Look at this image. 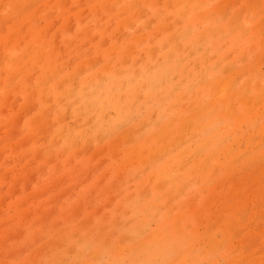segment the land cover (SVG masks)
I'll list each match as a JSON object with an SVG mask.
<instances>
[{
    "label": "rangeland",
    "instance_id": "1",
    "mask_svg": "<svg viewBox=\"0 0 264 264\" xmlns=\"http://www.w3.org/2000/svg\"><path fill=\"white\" fill-rule=\"evenodd\" d=\"M132 1L139 2L136 4L139 15L117 29L115 14L119 12L122 18H127L126 7ZM161 1L166 3L160 4ZM168 1L158 0L155 4L151 0H118L112 6L114 11L108 12L99 7L91 11L93 0H64L62 4H52V0H0V33L7 36L6 45H0V56L14 42L15 48L7 54L10 59L21 55L25 62L33 52L51 54L54 47L58 49L57 53L52 52L58 71L46 76L40 100H34L32 87L26 83L29 80L31 86L39 84L46 70L45 61L26 63L16 76L12 64L0 60V264H72L80 253L78 261H74L76 264H169L170 257V264L178 261V264H250L251 260V264H264V187L260 189L264 186V114L262 117L252 114L244 123L230 117L214 123V116L209 118V126L195 143L207 147L199 156L194 153L192 143H179L144 165L128 162L129 155L124 150V141L121 142L126 141L123 132L144 123L133 137L141 147L151 151L159 146L160 131L167 123L178 117L175 124L179 127V118L190 113L192 96L203 106L213 100L216 88L206 81L224 80L243 67L245 75L235 82L238 92L248 83L251 93H256L258 85L264 95V65H259L260 73L252 69L258 55L263 54L264 42L256 40L264 38V0H235L234 4L228 0H189L175 7ZM16 3L29 14L40 9L37 19L31 22L43 31L44 40L25 53L23 41L27 40L29 25L23 21V26L18 28L24 15L15 9ZM68 5L81 13L66 15L64 9ZM45 7L48 9L44 10ZM219 7L220 13H215ZM260 7L263 9L258 17L261 19L258 34L254 28L258 18L252 12ZM134 37L138 38L132 42L137 55L123 57L131 45L129 40ZM114 44L117 46L114 53L105 52ZM84 59L91 62L80 68ZM158 75H161L159 81ZM72 76L84 91L79 90L77 103L63 109L61 89ZM90 77L93 81L89 86L86 82ZM19 86L26 88L23 95L18 91ZM49 91L55 100L48 116L50 125L46 129L39 126L30 136L28 124L35 117L43 119ZM237 99L233 108L246 112ZM260 106L258 113L264 111ZM248 124L252 127L247 128ZM119 136L123 138L120 140ZM241 148L245 151L241 152ZM214 165L217 166L212 169ZM119 166L125 171L121 172ZM233 170L235 175L231 176ZM232 178L236 180L234 183ZM237 185L238 189L234 187ZM142 186L147 189L144 191ZM212 193L220 194L221 198ZM210 201L211 211L206 208ZM234 207L245 221L234 215ZM217 213L221 215L218 217ZM197 217L203 222L199 223ZM236 218L240 219L238 226ZM228 222L233 227L231 230ZM123 234L128 238H121ZM158 239H161L159 243ZM246 239H250V244ZM117 244L128 252H122ZM70 245L73 253L68 250H72ZM256 248L262 252H256ZM180 256L181 259L186 256L184 263L178 259Z\"/></svg>",
    "mask_w": 264,
    "mask_h": 264
},
{
    "label": "bare ground",
    "instance_id": "2",
    "mask_svg": "<svg viewBox=\"0 0 264 264\" xmlns=\"http://www.w3.org/2000/svg\"><path fill=\"white\" fill-rule=\"evenodd\" d=\"M64 0H52V4H62V2H63ZM118 0H93V2H92V8H91V11H94L95 9H96V7H99L102 11H108V12H113L114 10L112 9V6L117 2ZM152 2H154L155 4H157V2H158V0H151ZM187 1H189V0H170V1H168V3L170 2V4L173 6V7H175V6H181V5H184V3H186ZM222 1V0H221ZM229 2H231V4H234V2H235V0H228ZM226 2V1H225ZM250 2V1H249ZM166 3V1H161L160 2V4H165ZM228 3V2H227ZM29 4V3H28ZM44 4H46V2L45 3H43V5ZM67 4V3H66ZM65 4V5H66ZM136 4H139V2L138 1H136V2H134V1H132L131 2V4L129 5V6H127L126 7V12H127V18H122V14L121 13H116L115 14V16H116V18L118 19V21H117V25H118V28L117 29H119V27H123V25H125L127 22H129V20H133V19H135L138 15H139V11H138V9L136 8ZM31 5V4H30ZM64 5V6H65ZM223 5H225V3L223 4ZM186 6V5H185ZM184 6V7H185ZM226 6H228V5H226ZM187 8V7H186ZM227 8V7H226ZM263 9V7H260V10L259 9H256L254 12H252L253 13V16H254V18L255 19H257L260 15H261V13L260 12H262V9ZM15 9L18 11V12H20V13H23V17L19 20V26H18V28L19 27H22L23 26V24H22V26H21V23L23 22V21H27V24L29 25V33H28V37H27V40L26 41H23L24 43V49H22L23 50V52L25 53V52H27V51H29V50H31L32 49V47H33V45L34 44H37V45H39V43H41L43 40H44V35L42 34L43 33V31L42 30H40V28H38L37 26H34V24L31 22V21H35L36 19H37V17L39 16L38 14L39 13H31V14H29V13H26L25 11H24V9H23V7L20 5V3H16V5H15ZM48 8L47 7H45L44 8V10H47ZM75 8L74 7H72V6H66V8L64 9V13H66V15H70V16H78L80 13H81V10L80 9H78V10H74ZM186 10V9H185ZM225 10V9H224ZM258 10V11H257ZM226 11V10H225ZM242 11V10H241ZM220 13V7L219 8H217L216 10H215V13ZM235 12H237V11H235ZM140 13H142V12H140ZM183 13V12H182ZM240 13V12H239ZM238 13V14H239ZM94 14V13H93ZM181 14V13H180ZM213 14V13H212ZM222 15H223V13H221ZM38 15V16H37ZM225 15H226V13H225ZM224 15V16H225ZM231 17H233V16H231ZM239 18V17H238ZM71 19V18H70ZM69 19V20H70ZM232 19V18H231ZM230 19V20H231ZM177 20V19H176ZM175 20V21H176ZM70 23V22H69ZM260 23H261V19H257L256 20V23H255V25H254V28H255V31L258 33V34H260L261 33V31H260ZM240 25V24H239ZM2 27V26H1ZM252 27V26H251ZM263 27V26H262ZM109 28V27H108ZM229 28V27H228ZM230 28H231V26H230ZM240 28H241V26H240ZM51 29V28H50ZM235 29H236V27H235ZM250 29H253V27L252 28H250ZM107 30V29H106ZM171 30V29H170ZM219 30V29H218ZM2 31V30H1ZM168 31V30H167ZM158 33V32H157ZM115 34V33H114ZM173 34V33H172ZM158 35V34H157ZM176 35V34H175ZM214 35V34H213ZM55 36V35H54ZM58 36V35H57ZM120 36V35H119ZM95 37V36H94ZM113 37V36H112ZM115 37H116V35H115ZM172 37H174V35H172ZM256 37H257V35H256ZM264 37V36H263ZM148 38V36H146L145 37V39H147ZM6 39H7V36L6 35H3V34H1L0 33V45L1 46H3V44L4 45H6L5 44V42H6ZM118 39V38H117ZM170 39V38H169ZM201 39V37L199 38V40ZM205 39V38H204ZM256 39V38H255ZM258 39V38H257ZM138 40V38L137 37H134V38H131L129 41H130V46H129V48L127 49V52L125 53V56H123V57H126L127 58V56H131V55H137V51L136 52H134L133 50V44L135 43H133L132 44V42L133 41H137ZM256 41H263L264 42V38L263 39H258V40H256ZM261 42H259V43H261ZM16 42H14L12 45H11V47L10 48H5V50H4V52L5 53H3L1 56H0V60L2 61V63H4V64H12L11 66H12V68H13V75H14V73L16 74V76L17 75H19L20 74V69L22 68V67H24V66H26L27 64L26 63H28V62H30V61H35V60H37V59H42L43 61H45V69L46 70H44L43 72H42V74H41V76H40V78H39V84H37V85H34V86H31V82L28 80V82L26 83V86H30V87H32V90H33V98H34V100H40V97H41V87H42V85H45V82H46V76L48 75V74H50V73H56L57 71H58V67L57 66H54V61H53V51L54 52H58V49L57 48H53L52 50H51V54H47L46 52H42V51H38V52H33V56L32 57H30L26 62L24 61V59H23V57L20 55L19 57H17V58H13V59H10V54H7V51L9 50V49H12V48H15V44ZM74 43V42H73ZM177 43V42H176ZM176 45H179L178 43L176 44ZM264 45V44H263ZM83 46V45H82ZM57 47H58V45H57ZM61 47V46H60ZM65 47V46H64ZM63 47V48H64ZM152 47V46H151ZM38 48V47H37ZM40 48V47H39ZM116 48H117V46H115V44L112 46V47H110V48H107V49H105V52H112V53H114L115 51H116ZM264 49V48H263ZM262 49V52L261 53H263L264 54V50ZM153 50H155V49H153ZM149 51H150V49H149ZM151 51H152V48H151ZM60 52H61V50H60ZM99 52V51H98ZM153 53H154V51H152ZM102 53V52H101ZM104 53V52H103ZM150 53V52H149ZM190 54H191V52H190ZM263 54L262 55H258L259 56V58H261L262 57V59L264 58V56H263ZM261 56V57H260ZM169 57V56H168ZM230 57V56H229ZM254 58H256V57H254ZM257 59V61L256 62H254V65H253V67H252V69L254 70V72H256V73H260V68H259V65H264V62H263V60L262 59ZM98 59V58H97ZM125 60V59H124ZM24 61V62H23ZM49 61H50V63L52 62V65H51V67H49ZM126 61V60H125ZM91 61H90V59H84V60H82L81 61V63H80V68L81 67H83V66H85V65H87V64H89ZM96 62V61H95ZM108 62H110V61H108ZM128 62V61H127ZM25 63V64H24ZM38 63H39V61H38ZM253 64V63H252ZM107 65V64H106ZM251 65V64H250ZM228 67V66H227ZM79 68V69H80ZM243 67H241L240 68V70L238 69L237 71H235V72H233V73H231L228 77H225V79L224 80H221V81H216V80H214V82L212 81H206L207 82V85H210V84H213V86L216 88V92H215V94H214V96H213V100L207 105V106H203L202 105V102L198 99V98H195V96H192V98H191V108H190V113L187 115V116H184V117H181V118H179V120H178V122L179 123H181L180 125H179V127H177L176 126V124H175V120L176 119H178V117H175L174 119V121H171V122H169V123H167L162 129H161V131H160V134H161V140L160 139H158V140H160V144H159V146H156L154 149H152L151 151H148V150H146L145 148H143V147H141V145H140V143L137 141V139L136 138H134L133 137V135L135 136L139 131H140V129L143 127V124L144 123H140V125L139 126H137V127H132V129H130L129 131H128V133L125 131V132H123L125 135L123 136L124 137V139H126V141L125 140H121V138H123V137H120V136H122L123 135V133L121 132L120 133V140H121V142L122 141H124V144H125V152H126V154H128L129 155V163L131 164V163H135V164H139V165H144V164H146V163H148L149 161H151V160H154V159H156V156H161V154L163 153V152H165L169 147H171L172 145H177V144H179V143H181L182 145H183V143H192L194 146L196 145L195 143H197V138L199 137V136H201L202 134H203V132L205 131V129L209 126V122H208V119L209 118H211V117H213L214 116V120L212 119V122L214 121V123L217 121V120H222L223 118H225V117H230V118H233V120H236V122L237 123H244L245 122V120H246V118H248V117H250V115H255V116H260V117H262V114H264V111L262 112V110H261V112H259L258 113V109L261 107L260 105H262V107L264 108V95L262 94V92H263V88L262 87H260V86H258L257 84V88H256V93H251V88H250V86H249V84L248 83H245L242 87H241V89H240V91L238 92V90H237V87H236V85H235V82H236V80L240 77V76H242V75H245V73H246V70L243 68ZM82 70V69H81ZM80 70V71H81ZM136 70V69H135ZM202 70V69H201ZM227 71H229V69L227 68ZM263 72V71H262ZM225 74H226V72H225ZM11 77H13V76H11ZM93 77H90V78H88V82H86L87 83V85H91V83H92V81H93V79H92ZM157 79V81H159L160 79H161V75H158V77L156 78ZM75 79H74V76H72V77H69V80H67L65 83H64V85H63V89H61V94L64 96V98L62 99V100H60L61 102H62V105H63V109L64 108H66L68 105H70V104H72L73 103V105L75 104V103H77L78 101H77V98H78V95H79V90H82V91H84V88H81L80 89V84L78 83V82H75L74 81ZM60 82H62V80H60ZM199 82V81H198ZM47 83V82H46ZM59 84V83H58ZM162 84V83H161ZM200 84V83H199ZM60 85V84H59ZM123 85V84H122ZM255 85V86H256ZM58 86V85H57ZM212 86V87H213ZM60 86H58L57 88H59ZM87 88V86H85V89ZM143 88V87H142ZM24 90H26V88L24 89V87H20L19 86V92H20V94L21 95H23L24 94ZM49 90V89H48ZM237 90V91H236ZM59 91V90H58ZM48 96H49V94H50V97L48 98V100H46V105L44 106V108H43V110H42V113L44 114V117H43V119H41V118H38V117H35L34 119H32L30 122H29V128H28V134L30 135V136H33L36 132H37V128L39 127V126H41V128H47L49 125H50V121L48 122V116H49V114H50V111L53 109V106H54V102H55V100H54V98L52 97V93H51V91H49V92H47L46 93ZM85 95L86 94H88V92L87 93H84ZM139 94V93H138ZM198 94V93H197ZM31 96V95H30ZM122 96V95H121ZM185 95H183V97H184ZM7 97H8V95H7ZM27 97H28V95H27ZM182 97V98H183ZM42 98V97H41ZM57 98H59V97H57ZM238 98V99H237ZM28 99H30V98H28ZM236 99H237V101H239L240 102V106H242L243 107V110L245 109V111L246 112H244V113H241L242 112V110H241V112L240 111H237L236 109H234L233 108V103L236 101ZM65 100V101H64ZM18 101V100H17ZM29 102V101H28ZM32 101L30 100V103H31ZM135 103V102H134ZM147 103V102H146ZM184 103H186V102H184ZM31 104H33V102L31 103ZM178 105V104H177ZM183 105V104H182ZM129 106V105H128ZM134 106V105H133ZM181 106V105H180ZM15 107V106H14ZM157 107V106H156ZM181 107H183V106H181ZM189 107V106H188ZM262 108V109H263ZM3 109H4V107H3ZM189 109V108H188ZM240 109H241V107H240ZM31 109H29V111H30ZM182 110V109H181ZM264 110V109H263ZM4 111V110H3ZM27 111H28V108H27ZM180 111V110H179ZM108 113V112H107ZM185 113V112H184ZM19 114H21L20 112H19ZM116 114V113H115ZM66 116V115H65ZM64 115H63V117H65ZM152 116H153V114H152ZM67 117V116H66ZM65 117V118H66ZM252 117V116H251ZM19 118H20V116H19ZM18 118V120H21V119H19ZM72 118V117H71ZM70 118V119H71ZM110 118V117H109ZM152 118V117H151ZM103 119V118H102ZM259 119V118H258ZM258 119H256V120H258ZM74 120V119H73ZM104 120V119H103ZM261 120V119H260ZM263 120V119H262ZM62 121L64 122V120L62 119ZM66 121H68V120H66ZM14 122V121H13ZM153 122V121H152ZM251 122H252V119H251ZM213 123V124H214ZM256 123V122H255ZM254 123V124H255ZM157 124V123H156ZM251 125H252V123H250ZM145 125V124H144ZM242 125V124H241ZM241 125L240 126H237V127H241ZM245 125V124H244ZM249 125V124H248ZM132 126H134V125H132ZM243 126V125H242ZM256 126V125H255ZM254 126V127H255ZM251 128L252 126H247V128ZM264 127V126H263ZM45 128V129H46ZM130 128V127H129ZM246 127H244V129H245ZM17 129V128H16ZM44 129V130H45ZM128 129V128H127ZM209 129V128H208ZM237 129V128H236ZM255 129V128H254ZM40 130V129H39ZM242 130H243V128H242ZM20 131V130H19ZM41 131V130H40ZM87 131V130H86ZM236 131V130H235ZM241 131V130H240ZM240 131H238V132H240ZM261 132H262V130H260ZM15 132V131H14ZM47 132V131H46ZM237 132V131H236ZM243 132V131H242ZM247 132V131H246ZM13 133V132H12ZM43 133H44V131H43ZM158 133V132H157ZM122 134V135H121ZM126 135H128V136H126ZM230 135V134H229ZM242 135V134H241ZM249 135V134H248ZM249 136H251V135H249ZM254 136V135H253ZM257 136V135H256ZM44 137V136H43ZM245 137V136H244ZM258 137H260V136H258ZM257 137V138H258ZM35 137H31V140H32V142L33 143H37L36 141H35V139H34ZM159 138V137H158ZM249 137H247V139H248ZM253 137H251L250 139H252ZM257 138H256V140H257ZM25 139V138H24ZM98 139V138H97ZM140 139V138H139ZM238 139V138H237ZM41 140H42V138H41ZM102 140V139H101ZM202 140H204V139H202ZM241 140H242V138H241ZM26 141H27V139H26ZM147 141V140H146ZM243 141V140H242ZM241 141V142H242ZM247 141V140H246ZM251 141V140H250ZM257 141H259V140H257ZM120 142V143H121ZM148 142H149V140H148ZM159 142V141H158ZM213 142V141H212ZM211 142V143H212ZM248 142H249V140H248ZM20 143V142H19ZM119 143V144H120ZM247 143V142H246ZM26 144V143H25ZM118 144V145H119ZM181 144H180V146H181ZM215 144V143H214ZM223 145V143H222V141H221V143H220V146H222ZM232 145V144H231ZM260 145V144H259ZM23 146V145H22ZM180 146H178V147H180ZM241 146V145H240ZM243 146V145H242ZM17 147V146H16ZM120 147V146H119ZM215 147V146H214ZM227 147H228V145H227ZM252 147V146H251ZM258 147V146H257ZM256 147V148H257ZM177 148V147H176ZM207 147L204 145V144H202V145H198V146H195V149H194V153L196 154V156H199L201 153L203 154L204 153V150L206 149ZM234 148H235V146H234ZM239 148V147H238ZM89 150V149H88ZM227 150V149H226ZM237 151H238V149H236ZM240 150V149H239ZM264 150V149H263ZM262 150V152H264ZM2 151V150H1ZM244 152L245 150H243L242 148H241V152ZM39 152V151H38ZM185 152H187V151H185ZM184 152V153H185ZM241 152H239V153H241ZM86 153V152H85ZM116 152H114V154H115ZM223 153V152H222ZM231 153V152H230ZM238 153V154H239ZM118 154V153H117ZM116 154V155H117ZM227 154H229V153H227ZM235 154H236V152H235ZM237 154V155H238ZM258 154V153H257ZM59 155V154H58ZM219 155H221V154H219ZM218 155V156H219ZM223 155V154H222ZM225 155V154H224ZM247 155V152L245 153V156ZM249 155V154H248ZM259 155V154H258ZM264 155V154H263ZM226 156V155H225ZM61 157V156H60ZM215 157V156H214ZM241 157H243L244 158V156L242 155ZM255 157V156H254ZM15 158V157H14ZM115 158V157H114ZM118 158H120V153L118 154ZM196 158V157H195ZM209 158H211V157H209ZM219 158V157H218ZM229 158V157H228ZM231 158V157H230ZM247 158V157H246ZM220 159V158H219ZM249 159H251L250 158V156H249ZM256 159H260V157L258 158H256ZM229 160V159H228ZM231 160V159H230ZM238 160V159H237ZM246 160V159H245ZM51 161V160H50ZM126 160H125V162H127ZM241 161H243L242 159H241ZM254 161H256V160H254ZM46 162V161H45ZM118 162V161H117ZM126 163L127 165H129V163ZM232 162V161H231ZM116 163V162H115ZM246 163V162H245ZM256 163V162H255ZM186 164V163H185ZM236 164V163H235ZM234 164V165H235ZM240 164H242V163H240ZM253 164H254V162H253ZM127 165H126V167H127ZM223 165V164H222ZM230 165H232V164H230ZM217 165H214V167L212 168V169H214L215 167H216ZM219 166V165H218ZM238 166H239V168H241L242 169V166H240L239 164H238ZM244 166V165H243ZM92 167V166H91ZM120 168H118L121 172L123 171V169H124V171H125V168H123L122 170H121V168H122V166H119ZM125 167V166H124ZM223 167V166H222ZM227 167H228V165H227ZM253 167V166H252ZM26 168V167H25ZM110 168V167H109ZM134 168V167H133ZM173 168V167H172ZM225 168V167H224ZM238 168V167H237ZM238 168V169H239ZM182 169V168H181ZM230 169V168H229ZM237 169V171H239L240 170V172H241V169H239L238 170ZM118 170V171H119ZM248 170V169H247ZM0 171H1V169H0ZM118 171H116V173L118 172ZM123 171V172H124ZM197 171V170H196ZM223 171H224V169H223ZM229 171V170H228ZM236 171V170H235ZM243 171V170H242ZM206 172V171H205ZM244 172H246V170L244 171ZM231 173V172H230ZM232 175L231 176H234L235 174H234V170L232 171ZM28 174V173H27ZM105 174H107V172L105 173ZM123 174V173H122ZM222 175V174H221ZM102 177V176H101ZM115 177H116V175H115ZM119 177V176H118ZM118 177H117V179H118ZM148 177V176H147ZM29 178H31V177H29ZM153 178V177H152ZM32 179H33V177H32ZM148 179H149V177H148ZM233 179V178H232ZM103 180V179H102ZM224 180V179H223ZM230 180V182H231V179H229ZM228 180V181H229ZM234 180V179H233ZM232 180V182L234 183L236 180H234L233 181ZM116 181V180H115ZM115 181H113V184H115L114 182ZM239 181V180H238ZM263 181H264V179H263ZM263 181H261V182H263ZM57 183V182H56ZM60 183V182H59ZM58 183V184H59ZM123 183V182H122ZM238 183V182H237ZM112 184V185H113ZM160 184L161 183H159V186H160ZM223 184H225V182L224 183H222L221 185H220V187L223 185ZM264 184V183H263ZM14 185V184H13ZM54 185V184H53ZM52 185V186H53ZM172 185V184H171ZM240 185H242V184H239V186ZM251 185V184H250ZM249 185V186H250ZM50 186H51V184H50ZM114 186V185H113ZM112 186V187H113ZM116 186V185H115ZM15 187V186H14ZM143 187V186H142ZM158 187V186H157ZM215 187H217V186H215ZM234 187H237V189H238V185L237 186H234ZM233 187V188H234ZM264 186H261L260 187V189L262 190V188H263ZM106 188V187H105ZM144 188V187H143ZM156 188V187H155ZM222 188V187H221ZM28 189V188H27ZM145 189H147V187L146 188H144V191H145ZM225 189V188H224ZM16 190V189H15ZM14 190V191H15ZM216 188H215V190H213V193H214V191H215V193H216ZM229 190H230V188H229ZM17 191V190H16ZM108 193H110L111 194V192H108ZM181 193V192H180ZM212 193V196H215L216 197V195L218 196V198L221 196L220 194L218 195V194H216V195H214ZM62 195H64V194H62ZM100 195V194H99ZM33 196V195H32ZM59 196H61V194L59 195ZM230 196V195H229ZM61 198V197H60ZM113 198V197H112ZM217 198V197H216ZM217 198V199H218ZM221 198V197H220ZM208 201V200H207ZM213 201V200H212ZM212 201H210L209 202V204H207V209L210 207V208H213V207H211V206H213V205H211L210 206V203L212 204ZM217 201V200H216ZM109 202H110V200H109ZM108 202V204H110ZM190 202H192V200L190 201ZM23 203V202H22ZM27 203V202H26ZM225 203V202H224ZM24 204V203H23ZM79 204V203H78ZM104 204V203H103ZM107 204V205H108ZM235 204V203H234ZM237 204V203H236ZM3 205V204H2ZM79 205H81V204H79ZM79 205H76V206H79ZM209 205V206H208ZM223 205H225V204H223ZM229 205V204H228ZM227 204H226V206H228ZM231 205V204H230ZM189 206V205H188ZM191 206V205H190ZM235 206V205H234ZM24 207V206H23ZM108 207H109V205H108ZM231 207H233V206H231ZM230 207V208H231ZM117 208H119V207H117ZM194 208V207H193ZM221 208V207H220ZM229 208V207H228ZM22 209V208H21ZM191 209V208H190ZM189 209V210H190ZM223 209H224V207H223ZM225 209H226V207H225ZM232 210H233V208H231ZM81 210V209H80ZM119 210V209H118ZM200 210V209H199ZM208 210H210V209H208ZM219 210V209H218ZM228 210V209H227ZM128 211V210H127ZM192 211H193V209H192ZM198 211V210H197ZM197 211H195V212H197ZM201 211V210H200ZM211 211V210H210ZM221 211H222V213H223V210L221 209ZM240 211H242V210H240ZM124 212V211H123ZM215 212V211H214ZM214 212H213V216H214ZM218 212V211H217ZM233 213H234V215L235 216H237V215H239V217H240V215H242V213L241 212H238V208L237 207H234V211H232ZM32 213V212H31ZM28 214V213H27ZM228 214V213H227ZM229 214H231V213H229ZM228 214V215H229ZM246 214V213H245ZM50 215V214H49ZM199 215V212L197 213V216ZM221 215V214H220ZM219 215V216H220ZM232 215V214H231ZM233 215V216H234ZM210 216H212V215H210ZM209 216V217H210ZM217 216H218V213H217ZM218 216V217H219ZM224 216H226V212H225V215ZM230 216V215H229ZM243 216V215H242ZM29 217V216H28ZM63 218H64V215L62 216ZM106 217H108L107 216V214H106ZM105 216H104V218H105V220L107 219ZM115 217H116V215H115ZM216 217V216H215ZM217 217V218H218ZM117 218V217H116ZM115 218V219H116ZM214 218V217H213ZM222 218H224V217H221V219ZM243 218H245V216L243 217ZM118 219V218H117ZM116 219V220H117ZM198 219V220H197ZM225 219H229L228 217L226 218L225 217ZM225 219H224V221H225ZM240 219H241V217H240ZM240 219L239 218H236V221H235V223L237 224L239 221H240ZM102 220V219H101ZM196 220L197 221H199L200 220V217L198 218H196ZM219 220V219H218ZM241 220H244L245 221V219H241ZM211 221V220H210ZM213 221V220H212ZM214 221H217L216 219L214 220ZM220 221V220H219ZM232 221V220H231ZM244 221L243 222H241V223H244ZM59 222V221H58ZM176 222V221H175ZM203 222V221H202ZM202 222H200L199 221V223H202ZM204 222H206V220L204 221ZM209 222V221H208ZM233 222V221H232ZM215 223V222H214ZM218 223V222H217ZM216 223V224H217ZM226 223H227V221H226ZM127 224V223H126ZM210 224V223H209ZM208 224V225H209ZM228 224H229V222H228ZM235 224V225H236ZM240 224V223H239ZM249 224V223H248ZM24 225V224H23ZM56 225V224H55ZM115 225V224H114ZM114 225H111L112 227L114 226ZM141 225V224H140ZM188 225V224H187ZM199 225V224H198ZM201 225V224H200ZM213 225V224H212ZM211 225V226H212ZM230 226H229V230H231L233 227H232V225L231 224H229ZM108 226H110V225H108ZM202 226V225H201ZM210 226V225H209ZM217 226V225H216ZM237 226H238V224H237ZM237 226H235V227H237ZM223 227V226H222ZM232 227V228H231ZM246 227V226H245ZM248 227H250V226H248ZM247 227V228H248ZM198 228V227H197ZM201 228V227H200ZM211 228V227H210ZM213 228V227H212ZM216 228V227H215ZM219 228V227H218ZM242 229H243V227H241ZM104 229V228H103ZM202 229V228H201ZM209 229V228H208ZM208 229H206V231L208 230ZM234 229H236V228H234ZM241 229V230H242ZM102 230V229H101ZM112 230H113V228H112ZM237 230V229H236ZM239 230V229H238ZM240 230V231H241ZM199 231V230H198ZM201 231V230H200ZM76 232V231H75ZM75 232H73V234H75ZM89 233H91V231H88ZM99 232H101L100 230H99ZM140 232V231H139ZM142 232H143V230H142ZM145 232V231H144ZM236 232H238V231H236ZM256 232V231H255ZM89 233H87L86 234V237H87V235L89 236ZM206 233V232H205ZM204 233V234H205ZM231 233H235V232H231ZM241 233V232H240ZM253 233V232H252ZM258 233H259V231H258ZM108 234H109V232H108ZM140 234H141V232H140ZM164 234V233H163ZM177 234H179V233H177ZM176 234V235H177ZM226 234H228V233H226ZM237 234V233H236ZM235 234V235H236ZM255 234V233H254ZM97 235H100V234H97ZM203 235V234H202ZM229 235V234H228ZM233 235V234H232ZM232 235H231V237H232ZM248 235H250V234H248ZM253 235V234H252ZM74 236V235H73ZM76 237H77V233H76V235H75ZM101 236V235H100ZM110 236V235H109ZM122 237L121 238H124V234L123 235H121ZM161 236V235H160ZM207 235H205V237L204 238H206L207 239V237H206ZM224 236H225V234H224ZM237 237L239 236L238 234L236 235ZM256 236V235H255ZM259 236V235H258ZM166 237V236H165ZM218 237V236H217ZM247 237V236H246ZM257 237V236H256ZM256 237H255V239H256ZM100 238V237H99ZM108 238V237H107ZM106 238V239H107ZM126 238H128V237H126L125 236V238L124 239H126ZM209 238V237H208ZM234 238V237H233ZM249 238H251V240H252V237H251V235L249 236ZM79 239V238H78ZM109 239V238H108ZM223 240H224V238H222ZM222 239H220V241L222 242L223 240ZM232 239V238H231ZM36 240V239H35ZM120 240V239H119ZM122 240V239H121ZM167 240V239H166ZM211 240V239H210ZM226 240V239H225ZM243 240V239H242ZM246 240H248V239H246ZM250 240V239H249ZM248 240V241H249ZM258 240V239H257ZM107 241H109V240H107ZM118 241V240H117ZM157 241V240H156ZM159 241H161V239H158V243H159ZM212 241V240H211ZM245 241V240H244ZM59 244H60V241H57ZM56 242V243H57ZM64 242V241H63ZM119 242H122V241H119ZM236 242V241H235ZM238 242V241H237ZM246 242V241H245ZM244 242V243H245ZM250 242L251 241H249V244H250ZM57 243V244H58ZM118 243V242H117ZM135 243V242H134ZM201 243V242H200ZM199 243V244H200ZM205 243H207L206 241H205ZM223 243H224V241H223ZM239 243V242H238ZM241 243V242H240ZM248 243V242H247ZM262 243V242H261ZM260 243V244H261ZM119 244H121V243H119ZM137 244V243H136ZM143 244V243H142ZM168 244H170V243H168ZM172 244V243H171ZM182 244V243H181ZM204 244V243H203ZM214 244H216V243H214ZM256 244V243H255ZM258 244V243H257ZM259 244V245H260ZM61 245H62V243H61ZM138 245V244H137ZM136 245V246H137ZM201 245H202V243H201ZM220 245H222V243L220 244ZM224 245V244H223ZM226 245H227V243H226ZM229 245V244H228ZM235 245H237L236 243H235ZM234 245V246H235ZM43 246V245H42ZM71 246V245H70ZM86 246V245H85ZM103 246V245H102ZM117 246H118V244H117ZM140 246V245H139ZM138 246V247H139ZM191 246V245H190ZM204 246V245H203ZM206 246V245H205ZM218 246V245H217ZM253 246H256V245H252L251 247H253ZM58 247V246H57ZM123 246H121V248H119V246H118V248L119 249H121V250H123L124 249V247L122 248ZM137 247V248H138ZM164 247V246H163ZM178 247H180V245L178 244ZM192 247V246H191ZM222 247H224V246H222ZM262 247V246H261ZM260 247V248H261ZM45 248H46V246H45ZM70 248H72V250L71 249H68V250H70L71 252L70 253H73V245L70 247ZM86 248V247H85ZM98 248V247H97ZM135 248V247H134ZM142 248V247H141ZM165 248V247H164ZM192 248H194V247H192ZM213 248H216V246L215 247H213ZM229 248H231V246L229 247ZM235 248V247H234ZM246 248V247H245ZM257 248H258V245H257ZM257 248H256V252L257 251H261V250H257ZM259 248V249H260ZM116 249H117V247H116ZM133 249V248H132ZM174 249V248H173ZM172 248H170V250H172V251H174ZM182 249V248H181ZM211 249V248H210ZM219 249V248H218ZM68 250H66V251H68ZM81 250V249H80ZM92 249H90V251H91ZM95 250V249H94ZM93 250V251H94ZM118 250V249H117ZM134 251H135V249H133ZM193 250V249H192ZM234 250V249H233ZM82 251V250H81ZM83 251H84V249H83ZM82 251V252H83ZM130 251V250H129ZM164 251V250H163ZM212 251V250H211ZM232 251V250H231ZM236 251V250H235ZM39 252V251H38ZM92 252V251H91ZM96 252V254H97V257H98V255H99V253H97V251H95ZM122 252H128V251H122ZM160 252V251H159ZM255 252V251H254ZM262 252V251H261ZM69 253V252H68ZM144 253V252H143ZM170 253H172V252H170ZM170 253H169V255H170ZM187 253V252H186ZM226 253V252H225ZM229 254H230V252H228ZM227 253V254H228ZM250 253V252H249ZM32 254V253H31ZM41 254V253H40ZM80 254H82V253H80ZM79 254V256H81ZM92 254V253H91ZM93 254H95V253H93ZM95 254V255H96ZM226 254V255H227ZM232 254V253H231ZM252 254H255V253H252ZM33 255V254H32ZM35 255H37V254H35ZM39 255V254H38ZM143 255V254H142ZM183 256L185 255V254H182ZM225 255V256H226ZM251 255V254H250ZM249 255V256H250ZM58 256H60V255H58ZM79 256H77L78 258H79ZM91 256V255H90ZM131 256L133 257V254L131 253ZM139 256H141V255H139ZM144 256V255H143ZM143 256H141L142 258H143ZM160 256V255H159ZM213 256H214V254H213ZM57 257V256H56ZM77 257H75L74 259L76 260V261H78L76 258ZM91 257H93L94 258V256L92 255ZM96 256H95V259L97 258ZM181 257L182 256H180V257H178V259L180 258L181 259ZM243 257V256H242ZM245 257H246V255H245ZM257 257V256H256ZM60 258V257H59ZM159 258V257H158ZM162 258V257H161ZM161 258H159L160 260H162L163 261V259H161ZM186 258V256L184 257V259ZM204 258H206V257H204ZM207 258H212V257H207ZM244 258V257H243ZM242 258V259H243ZM261 258V257H260ZM263 258H264V255H263ZM262 258V259H263ZM121 259V258H120ZM155 259H157L156 258V256H155ZM184 259L182 258L181 259V262L182 263H184ZM188 259V258H187ZM245 260H246V258H244ZM243 259V260H244ZM258 259V258H257ZM57 260H59V259H57ZM57 260H56V263H58L57 262ZM74 260V261H75ZM109 260V259H108ZM132 260V259H131ZM158 260V259H157ZM159 260V261H160ZM170 260H171V257H170V259H169V264H170ZM189 260V259H188ZM198 260V259H197ZM260 260V259H259ZM50 261V260H49ZM74 261H72V264H76L77 262H74ZM117 261V260H116ZM121 261V260H120ZM124 261V260H123ZM122 261V262H123ZM165 261V260H164ZM202 261V260H201ZM208 261V260H207ZM206 261V259H205V262H207ZM237 261V260H236ZM240 260H239V258H238V262H239ZM242 261V260H241ZM250 261V260H249ZM248 261V262H249ZM263 261V260H262ZM261 261V262H262ZM37 262V261H36ZM66 262V261H65ZM133 262V261H132ZM153 262H154V258H153ZM179 262V261H178ZM178 262L176 263V264H178ZM194 262H196L195 260H194ZM209 262V261H208ZM219 262H222L221 260L219 261ZM230 262V261H229ZM247 262V263H248ZM254 262V261H253ZM264 262V261H263ZM262 262V263H263ZM38 263V262H37ZM106 263H108V262H106ZM117 263H119V261L117 262ZM125 263V262H124ZM152 263V262H151ZM150 263V264H151ZM163 263V262H162ZM187 263V262H186ZM185 263V264H186ZM225 263V262H224ZM252 263V260L250 261V264ZM256 263V262H255ZM80 264V263H79ZM87 264V263H86ZM89 264V263H88ZM112 264V263H111ZM121 264V263H120ZM161 264V263H160ZM171 264H175V263H171ZM194 264V263H193ZM197 264V263H196ZM199 264H201V263H199ZM207 264V263H206ZM216 264V263H215ZM220 264V263H219ZM226 264H227V262H226ZM231 264H233V263H231ZM239 264V263H238ZM241 264V263H240ZM243 264H245V262L243 263ZM249 264V263H248Z\"/></svg>",
    "mask_w": 264,
    "mask_h": 264
}]
</instances>
